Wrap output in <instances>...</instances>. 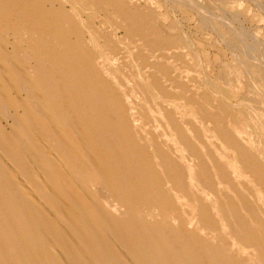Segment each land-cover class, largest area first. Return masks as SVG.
Instances as JSON below:
<instances>
[{
	"label": "bare ground",
	"instance_id": "bare-ground-1",
	"mask_svg": "<svg viewBox=\"0 0 264 264\" xmlns=\"http://www.w3.org/2000/svg\"><path fill=\"white\" fill-rule=\"evenodd\" d=\"M194 8L214 79L154 0H0V264H264L263 43Z\"/></svg>",
	"mask_w": 264,
	"mask_h": 264
},
{
	"label": "rangeland",
	"instance_id": "rangeland-1",
	"mask_svg": "<svg viewBox=\"0 0 264 264\" xmlns=\"http://www.w3.org/2000/svg\"><path fill=\"white\" fill-rule=\"evenodd\" d=\"M189 1L190 2H188V0H184L186 4L188 3L191 5L190 7L184 5L177 6V4H173V0H154L158 9H160L159 11L164 13L169 20L176 22L178 25L180 24L179 26L181 27L182 32L186 35V39H188L187 44L189 46V50L196 53L200 59L202 64V68L200 70H204L200 72H205L204 74L206 76L208 75L210 79L215 78L216 73L220 67L223 66V64L226 66L228 62L231 61L230 58H232V55L227 49V46L225 47L222 38L216 33V28L212 25H206L200 22V15H198L194 7H203L210 12L212 17L216 15L217 17L222 16V18L227 22L235 24V28H237V26L238 29L241 27L247 31L248 34H250L249 40H255V42L259 43V45L260 43H263L260 48L264 50V0H228L229 3L226 7L225 4L220 2L217 3V0ZM254 2L256 4H254ZM258 40H260V42Z\"/></svg>",
	"mask_w": 264,
	"mask_h": 264
}]
</instances>
